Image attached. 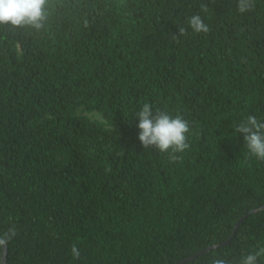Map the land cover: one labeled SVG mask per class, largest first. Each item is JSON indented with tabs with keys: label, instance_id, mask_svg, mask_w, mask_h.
<instances>
[{
	"label": "trees",
	"instance_id": "1",
	"mask_svg": "<svg viewBox=\"0 0 264 264\" xmlns=\"http://www.w3.org/2000/svg\"><path fill=\"white\" fill-rule=\"evenodd\" d=\"M46 13L39 30L0 25L5 264H239L264 246V162L234 132L264 119V0H48ZM196 14L206 33L188 27ZM144 103L187 121L175 161L141 146Z\"/></svg>",
	"mask_w": 264,
	"mask_h": 264
},
{
	"label": "clouds",
	"instance_id": "2",
	"mask_svg": "<svg viewBox=\"0 0 264 264\" xmlns=\"http://www.w3.org/2000/svg\"><path fill=\"white\" fill-rule=\"evenodd\" d=\"M47 4L48 0H0V25L13 28L28 26L39 30L46 20ZM238 10L244 12L247 8L241 3ZM187 24L193 34L206 33L209 30L199 14L192 15ZM179 34L185 35L186 29L181 27ZM135 117L138 119V140L145 149L154 147L160 153H172L169 159L175 161L177 157L174 154L182 153L189 147L186 142L189 125L179 115L173 117L162 111L154 114L152 106L144 103L135 113ZM234 132L242 134L248 155L264 162V119L249 114L236 124ZM16 235L15 226L0 233V253L7 249L9 242ZM70 251L72 258L78 260L80 251L76 244L71 246ZM260 257H264V246L243 256L239 264H257ZM212 264H231V262L217 257L212 260Z\"/></svg>",
	"mask_w": 264,
	"mask_h": 264
},
{
	"label": "water",
	"instance_id": "3",
	"mask_svg": "<svg viewBox=\"0 0 264 264\" xmlns=\"http://www.w3.org/2000/svg\"><path fill=\"white\" fill-rule=\"evenodd\" d=\"M5 252H6V250L4 251V255H3V262H2V264H5ZM193 259V257H191V258H189V260H192Z\"/></svg>",
	"mask_w": 264,
	"mask_h": 264
}]
</instances>
